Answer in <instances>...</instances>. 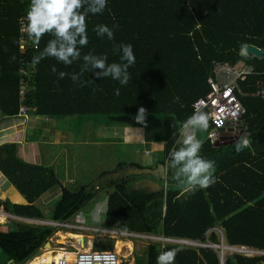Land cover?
Wrapping results in <instances>:
<instances>
[{"label": "trees", "instance_id": "trees-1", "mask_svg": "<svg viewBox=\"0 0 264 264\" xmlns=\"http://www.w3.org/2000/svg\"><path fill=\"white\" fill-rule=\"evenodd\" d=\"M29 3L30 0H0V114L5 117L17 116L21 105L40 117L104 115L113 125L127 127L143 126L155 115H162L164 150L169 160V153L181 146L178 138L182 122L192 114L193 103L209 91L207 80L214 64L252 67V72L239 82L245 94L239 96L244 109L240 130L241 135L247 132L248 146L236 153L235 140L208 139L210 120L208 129L198 132L201 154L216 161L214 185L186 191L168 174L159 181L162 191L153 193L134 189L138 179L135 175L103 179L102 174L98 182L77 191L60 187L48 219L69 222L105 193L104 228L209 245H162L152 241L140 252H132L126 264H156L158 253L172 248L178 249L175 264H221L220 249L212 245L264 252V95H253L264 87V0H108L102 13L86 16L88 44L82 48V55L89 51L107 54L111 62L118 60L114 45L131 43L136 62L129 68L131 79L126 85L86 72L82 79L92 83L83 87L68 76L59 79L51 70L55 66L57 72H79L82 60L64 65L47 57L38 64L32 63V57L51 38L49 34L41 37L37 49L20 55L18 20L27 12ZM98 24L117 25L113 40L95 34ZM241 43L258 48L262 57L240 54ZM21 58L33 64L22 101L18 76ZM116 88L120 89L119 95L114 94ZM140 107L147 113L143 124L134 119ZM0 172L25 199L22 204L0 203L4 210L23 218L45 220L43 206L34 203L59 184L52 168L22 160L12 163L3 144ZM57 230L24 222H19L14 230L0 229L4 261L25 264ZM222 259L223 264H264L262 255L229 252Z\"/></svg>", "mask_w": 264, "mask_h": 264}, {"label": "clouds", "instance_id": "clouds-1", "mask_svg": "<svg viewBox=\"0 0 264 264\" xmlns=\"http://www.w3.org/2000/svg\"><path fill=\"white\" fill-rule=\"evenodd\" d=\"M107 4L108 0H30L25 25L28 35L34 38L33 43L37 47L45 33L51 37L45 46L32 57V63L38 64L47 57H52L64 65H72L74 61L82 60L79 72H57L55 66L51 70L59 79L68 76L79 87L92 83L89 79H82L86 72H92L100 79L110 77L119 85L128 84L131 79L129 68L136 62L131 43L121 42L114 45L113 52L118 54V60L111 62L108 61L107 54H94L89 51L82 55V48L88 44L86 16L89 13H102ZM116 27L115 24L111 27L98 24L94 27V31L98 37H106L111 41ZM246 53L247 45L241 43L240 54L246 55ZM93 69H98V71L93 72ZM114 94L119 95L120 89H114ZM199 103L203 105L204 101L201 100ZM146 115V110L140 107L134 119L143 124ZM210 119V113L202 109H194L192 114L182 122L181 146L169 153V167L172 169L171 180L183 185L186 191L195 192L206 189L217 181L216 161L201 154L202 143L197 138L198 132L208 129ZM249 142L248 134L244 132L233 144L234 151L242 152ZM30 220L32 219L28 221ZM177 251L178 249L175 248L160 251L156 256V264H175Z\"/></svg>", "mask_w": 264, "mask_h": 264}, {"label": "rangeland", "instance_id": "rangeland-1", "mask_svg": "<svg viewBox=\"0 0 264 264\" xmlns=\"http://www.w3.org/2000/svg\"><path fill=\"white\" fill-rule=\"evenodd\" d=\"M88 117L95 119H90L86 121L82 119L83 117L82 118L67 117L61 119L60 122H61V127L63 129L60 130L61 131L60 133L66 135L67 138L68 137L73 138L74 144H70L69 146L66 147L57 146L54 147L53 149L45 147L43 150V151H47V153L49 154H51L52 152L61 153L60 157H58L57 161L54 163L53 168L55 169L56 177L63 184V187L71 191H77L81 187L91 186L95 184L96 182H98V176L100 175V172L105 168L111 167V165H113L115 162L118 161L127 162L131 159L139 157L140 155L135 145L125 144V142L121 138L120 135L121 132H118V128L120 127L117 126V130H115L114 127L116 126H114L111 122H109V120L104 115H96V116H88ZM148 123L149 126L147 128L150 129L151 134L153 136L158 135L159 137L161 135V137H163L162 115H155ZM51 133L52 131H47L46 137H48ZM116 133L118 135L117 137H116ZM37 136H39V132H37ZM180 140L182 141V137ZM47 157L50 158V156ZM73 170H75V172H73ZM68 177H70V179H68ZM59 185L57 187H59ZM105 204H106V195L105 193H101L95 200H93L89 205L85 207L84 210L90 213L88 215L87 213H84L87 216H81L80 214L76 215L71 221H69L71 224H73L74 228L60 227L59 233L58 232L54 233L49 240L52 246L50 248L47 247L46 249L55 250V254H54L55 256L58 251H63L64 242L66 241L73 242L74 240L78 241V238L75 239L65 231L75 232L76 234L83 236V242H84L82 243L83 247L90 248L91 251H111L113 250L114 245L117 246V244L119 243L116 240H120L122 242L123 241L125 242L120 243L119 251L116 250V252L119 253L120 260L123 261V264H126L125 260L128 258L131 259L130 255L132 254V252L133 253L136 251L140 252L141 250L144 249L145 245L148 242H152V239L139 240L131 237L111 238L104 236L98 233L97 231L88 230L87 227L104 229L102 225V217H103V212L106 209ZM51 206L52 205H50L47 209H45L44 219L46 222L50 221L48 219V215L50 213ZM1 220H3V218H0V221ZM45 221L30 220L28 221L30 222L28 224L44 225ZM19 222H24V220L8 219L3 225L0 226V229L3 231L14 230L17 228ZM80 226H82L83 228ZM218 232L220 235V230ZM152 235H156V234H152ZM111 241L113 242L112 247L110 246ZM213 247L217 248L214 245ZM66 249L74 250L68 248ZM229 252H232V250L224 249L223 254L226 255ZM254 253L253 255H256ZM45 256L47 257L46 259L48 262H51V260H55L53 259L55 257L53 255L51 256V254H46ZM3 263H4V257L0 252V264Z\"/></svg>", "mask_w": 264, "mask_h": 264}, {"label": "crops", "instance_id": "crops-1", "mask_svg": "<svg viewBox=\"0 0 264 264\" xmlns=\"http://www.w3.org/2000/svg\"><path fill=\"white\" fill-rule=\"evenodd\" d=\"M27 117L25 118L19 117V116L5 117L0 114V145L4 144L7 146L8 159L10 162L16 163L18 160H22L30 164L42 165L43 167H48V168L50 167L52 168V171L55 175V169L53 168V165L57 161L58 157H60L61 153L52 152L51 154H49L47 153V151H43V150L45 147L53 149L54 147H57V146L66 147V146H69L70 144H74L73 138H70V137L67 138L66 135H63V133H60L61 132L60 130L63 129L61 127V122H60L61 119H50L47 117H40L35 114V111H32V110L28 112ZM73 118H76V117H73ZM77 118H82V117H77ZM82 119L86 121V120L95 119V118H90L88 116L87 117L85 116ZM114 126H116L114 127L115 130H117V126L120 127L118 128V132H121L120 135L123 141L125 142V144L135 145L140 155L139 157L131 159L127 162H124V161L115 162L113 165H111V167L103 169L100 172V175L103 174L102 175L103 179H110V178L120 179V178L127 177L129 174L124 177L122 176L123 171L119 170L121 167L127 164L134 165L139 168H151V167L156 166L157 164H162L163 162H165V176L167 177V175L169 174V160L167 157L168 154H166L164 150L165 142H164L163 137H161V135L158 137V135L153 136L151 134L150 129L147 128L149 126V123L143 126H140V127H127V126H120L116 124H114ZM47 131H52V133L48 137H46ZM37 132H39V136H37ZM241 133L238 135L237 139L240 137ZM117 136L118 135L116 133V137ZM198 136L199 135H197V138ZM234 137L235 136L228 134L226 139L230 141V140H233ZM180 139H181V132L178 138V143L181 145ZM237 139L235 138L234 140L236 141ZM47 156H50V158ZM75 170H73V172H75ZM134 175L138 177V179L135 181L134 189H137V190L147 189L148 190L146 186L148 184L149 186L151 185L153 190L158 191V187L151 184V181L159 183L160 179L154 180L151 174H134ZM141 176L143 178H141ZM68 179H70V177H68ZM57 180L59 181L58 178ZM59 184H61V186ZM59 184H58L59 187H57L58 185H56L53 188L47 190L43 195H41L35 201L34 204L35 205L39 204L43 206L44 210L47 209L51 204H53L58 199L60 195V187H63V184L60 181H59ZM4 201H8L11 204H22L23 202H25V199L0 172V203H3ZM0 211H3L4 213L11 216L10 218H8L11 220H20V219L24 220L25 219L24 222L26 223L29 220L28 218H21V217L16 218L19 216L6 212L1 204H0ZM84 213H87L88 215L90 212L83 211L81 216H87ZM7 220H1L0 224L2 223L4 224ZM65 223H68V226H71V227L66 226L63 228H74L73 224H71L70 222H65ZM87 228H94V227H87ZM107 230H110V229H107ZM56 232L59 233V228ZM65 232L68 233L69 235L76 234L75 232H70V231H65ZM81 239H83V236L82 238H80V241ZM116 241H118L119 243L125 242V241L122 242L120 240H116ZM48 243L50 244V242ZM81 243H84V242H81ZM51 246L52 245L50 244L49 248ZM115 246L116 245H114V248H113L114 251H116ZM46 248L47 247L45 244L44 248L40 250L38 254L33 256L31 259H29L25 264H36V263H33L34 257L38 255L51 254V256L52 255L54 256L55 250L53 249L47 250ZM219 248L220 250H222V252L224 251V249H227L225 248L224 245L220 246ZM84 249H90V248H84ZM250 250H253V249H250ZM255 251H257L256 255L264 256L263 251H258V250H255ZM3 264H10V263L9 261H6V262L4 261Z\"/></svg>", "mask_w": 264, "mask_h": 264}, {"label": "built area", "instance_id": "built-area-1", "mask_svg": "<svg viewBox=\"0 0 264 264\" xmlns=\"http://www.w3.org/2000/svg\"><path fill=\"white\" fill-rule=\"evenodd\" d=\"M19 37H18V49L20 55L26 54L29 50L37 49V46L33 43V37L29 36L27 29L25 27L26 13L19 17ZM249 53V52H247ZM246 53V54H247ZM33 67L32 63L25 61L23 58L20 60V65L18 68L19 76V98L22 101L25 98L26 88L29 86L26 78L29 75V69ZM252 72V67L244 64L238 66H231L225 63H215L213 66L212 76L207 80L209 85V91L204 97H200L193 103L194 109L206 110V112L211 114V125L212 127L207 132V138L212 141H222L227 138L228 134L233 136L239 135L240 130V119L243 115L244 109L239 100V96H245L242 92L239 82L245 80L246 76ZM254 96L264 95V87L258 89ZM203 100L204 104L201 105L199 101ZM30 111L24 105L20 106L17 116L27 117ZM235 138V137H234ZM233 138V139H234ZM8 214L0 211V218L7 220L10 218ZM53 227L59 228L60 226H67L54 221H45ZM71 227V226H67ZM82 227V226H80ZM83 228V227H82ZM85 229V228H84ZM90 231H97L98 233L111 237H132L136 239H156L153 236L145 234H133L127 232L110 231L101 228H88ZM162 241L166 242H178L182 244H191L186 240L178 239H168L160 238ZM65 247L73 248L74 250H65L63 255H61L57 260L47 261L45 255H38L34 257V262L36 264H118L120 262L119 253L111 251H91L90 249H84L79 246L65 242ZM200 246H209L207 244H200ZM213 246V245H212ZM232 252L251 256L257 253L255 250H250L244 247H231Z\"/></svg>", "mask_w": 264, "mask_h": 264}, {"label": "water", "instance_id": "water-1", "mask_svg": "<svg viewBox=\"0 0 264 264\" xmlns=\"http://www.w3.org/2000/svg\"><path fill=\"white\" fill-rule=\"evenodd\" d=\"M247 52L252 53L254 56L262 57V52L254 46H247ZM119 170L123 171L122 176H124V177L127 176L128 174L129 175L151 174V176L154 178V180L163 179L165 177V163L157 164L156 166L151 167V168H139V167H136L134 165H128L127 164V165L121 167ZM169 174H172V169L170 167H169ZM138 182H136V183H138ZM151 184L158 187V191L153 190L151 185L149 186L147 184L146 186H147L149 192L155 193V192L162 191V187L158 183L151 181ZM49 245H50L49 243H46V247H49ZM221 245H223V244H221ZM220 246H216V247L219 248ZM225 248H228V247H225ZM222 253H223L222 250H220L221 264H223ZM9 263L13 264L12 260H9Z\"/></svg>", "mask_w": 264, "mask_h": 264}, {"label": "bare ground", "instance_id": "bare-ground-1", "mask_svg": "<svg viewBox=\"0 0 264 264\" xmlns=\"http://www.w3.org/2000/svg\"><path fill=\"white\" fill-rule=\"evenodd\" d=\"M166 177V176H165ZM165 177L163 178V179H165ZM157 183V182H156ZM159 184V183H158ZM160 185V184H159ZM161 186V185H160ZM162 187V186H161ZM163 188V187H162ZM16 218H20V217H16ZM21 218H23V217H21ZM25 220V219H24ZM32 221H35V219H32ZM45 221V220H44ZM55 222V221H54ZM43 223V222H42ZM58 223H60V224H64V225H67L68 226V223H64V222H58ZM44 224H46L45 222H44ZM42 225V224H41ZM61 228H63V227H66V226H60ZM59 227V228H60ZM110 231H118V232H127V233H133V234H142V233H134V232H128V231H121V230H110ZM145 235H149V236H153L154 238H157L158 240H156V239H152V241H156V242H159V243H161L162 245L163 244H166V243H170V244H179V245H186V246H200V244L201 243H198V242H196V241H193V240H189V239H178V238H172V237H164V236H161V235H159V236H156V235H151V234H145ZM71 236L72 237H74V238H79L78 239V241H76V240H74L73 242H70V241H66V242H70V243H72V244H74V245H76L77 243H79V246L80 247H83V245H82V243L81 242H83V239H81V242H80V238H82V236L81 235H77V234H71ZM129 238V237H128ZM132 238V237H131ZM160 238H168V239H178V240H186V241H188V242H191V244H182V243H178V242H166V241H162V240H160ZM136 239V238H135ZM139 240H143V239H139ZM64 244H65V242H64ZM221 245V244H220ZM219 245V246H220ZM222 246V245H221ZM66 248H68V249H73V248H69V247H65V245H64V247H63V251H58L57 253H56V255L54 256L55 258H53V259H55V260H57L61 255H63V252L65 251V250H67ZM119 248H120V243H118L117 244V246H116V250L117 251H119ZM220 249V248H219ZM120 257V256H119ZM118 264H120V262L118 263Z\"/></svg>", "mask_w": 264, "mask_h": 264}, {"label": "flooded vegetation", "instance_id": "flooded-vegetation-1", "mask_svg": "<svg viewBox=\"0 0 264 264\" xmlns=\"http://www.w3.org/2000/svg\"><path fill=\"white\" fill-rule=\"evenodd\" d=\"M237 137H238V135L235 136L236 139H237ZM235 138H234V139H235ZM234 139H233V140H234Z\"/></svg>", "mask_w": 264, "mask_h": 264}]
</instances>
